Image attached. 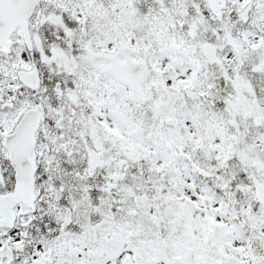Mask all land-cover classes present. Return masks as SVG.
Returning <instances> with one entry per match:
<instances>
[{
  "label": "snow or ice",
  "instance_id": "1",
  "mask_svg": "<svg viewBox=\"0 0 264 264\" xmlns=\"http://www.w3.org/2000/svg\"><path fill=\"white\" fill-rule=\"evenodd\" d=\"M0 264H264V0H0Z\"/></svg>",
  "mask_w": 264,
  "mask_h": 264
}]
</instances>
